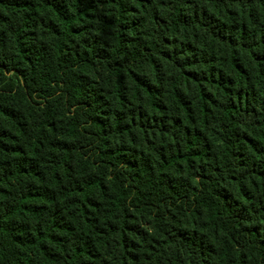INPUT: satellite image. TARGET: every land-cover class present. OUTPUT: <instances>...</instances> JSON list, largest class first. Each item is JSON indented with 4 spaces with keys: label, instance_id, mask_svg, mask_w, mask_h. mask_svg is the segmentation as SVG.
<instances>
[{
    "label": "trees",
    "instance_id": "1",
    "mask_svg": "<svg viewBox=\"0 0 264 264\" xmlns=\"http://www.w3.org/2000/svg\"><path fill=\"white\" fill-rule=\"evenodd\" d=\"M0 264H264V0H0Z\"/></svg>",
    "mask_w": 264,
    "mask_h": 264
}]
</instances>
